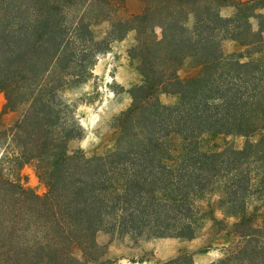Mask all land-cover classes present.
<instances>
[{
	"label": "trees",
	"instance_id": "trees-1",
	"mask_svg": "<svg viewBox=\"0 0 264 264\" xmlns=\"http://www.w3.org/2000/svg\"><path fill=\"white\" fill-rule=\"evenodd\" d=\"M227 1L0 0V116L17 114L0 127V264L97 262L100 231L193 239V200L216 183L218 206L240 216L226 232L236 242L212 264H264V213L260 224L245 216L248 198L264 193V0H234L226 16ZM130 31L128 56L140 80L116 117L114 149L70 150L83 128L65 90L84 82L96 56ZM226 39L239 50L225 53ZM186 59L201 72L183 81ZM160 94L177 99L163 103ZM206 133L245 142L205 150ZM28 164L46 188L41 195L21 181ZM166 264H193L192 256Z\"/></svg>",
	"mask_w": 264,
	"mask_h": 264
},
{
	"label": "rangeland",
	"instance_id": "rangeland-1",
	"mask_svg": "<svg viewBox=\"0 0 264 264\" xmlns=\"http://www.w3.org/2000/svg\"><path fill=\"white\" fill-rule=\"evenodd\" d=\"M228 0L221 7V14L230 15L234 8ZM138 2L131 1L128 8L135 10ZM192 19H189L191 25ZM106 24L94 27L95 34L102 36ZM134 31H130L121 39L112 41L108 49L99 53L91 66L88 76L81 82L64 92V98L73 105L74 115L83 128L80 138L69 143V149L81 148L87 156L104 155L114 149L120 129L116 117L126 109L130 102L127 90L138 83L140 75L135 61L128 56V49L134 42ZM222 48L225 53L239 50L237 42L223 40ZM201 72V66L186 59L178 74L183 81ZM177 99L174 94H160L163 103H173ZM5 102L4 94L0 92V112ZM17 117L14 112L2 113L0 127L8 126ZM245 137L240 135H225L206 133L199 139V145L205 150H221L227 145L241 148ZM24 186L38 195L46 188L35 173L33 165H25L20 171ZM258 176L252 173V187L258 186ZM219 183L206 190L193 200L198 211V234L193 239H178L174 237L134 239L129 235L109 234L100 231L96 241L102 246L104 255L97 262L88 264H166L184 253L191 254L193 264H212L224 255L236 239L226 232L239 216H226L218 206L222 195ZM264 213V193L250 196L247 200L245 216L254 224H260ZM214 219L222 223H215ZM224 225L226 228L223 229Z\"/></svg>",
	"mask_w": 264,
	"mask_h": 264
}]
</instances>
